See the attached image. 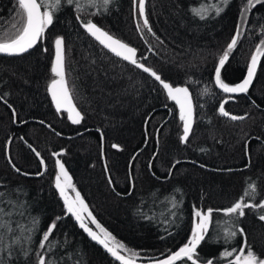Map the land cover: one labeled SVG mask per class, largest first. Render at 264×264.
Instances as JSON below:
<instances>
[{
  "label": "trees",
  "instance_id": "trees-1",
  "mask_svg": "<svg viewBox=\"0 0 264 264\" xmlns=\"http://www.w3.org/2000/svg\"><path fill=\"white\" fill-rule=\"evenodd\" d=\"M245 2L229 0L220 15L210 10L201 19L191 9L220 0H146L155 36L143 26L138 0H112L107 11L91 7L88 0H81L79 12L62 3L35 50L0 56V208L12 228L2 230L0 264H37L42 234L54 221L50 240L56 246L46 255L58 264H120L67 213L55 188L57 159L97 222L138 254L136 264H156L177 251L191 237L196 210L229 207L248 183L257 185L258 194L247 202L264 199V57L246 94L227 96L214 82ZM18 13L16 0H0V40L16 34ZM87 20L135 47L138 61L166 82L189 87L196 107L187 143L180 140L175 102L148 73L88 34L82 26ZM262 29L264 5H257L221 70L226 83L243 80L264 40ZM57 37L64 38L66 80L84 117L80 124H73L67 112H57L48 91L55 78L51 67ZM225 99L226 111L245 118L221 116L219 105ZM262 214L264 210L245 209L234 226L244 229L248 244L264 259ZM33 218L39 222L29 233ZM226 219L213 212V224L197 249L201 264L209 259L226 264L221 253L243 245L241 235L224 243ZM89 227L97 232L94 224ZM17 238L20 242L14 243Z\"/></svg>",
  "mask_w": 264,
  "mask_h": 264
},
{
  "label": "snow or ice",
  "instance_id": "snow-or-ice-1",
  "mask_svg": "<svg viewBox=\"0 0 264 264\" xmlns=\"http://www.w3.org/2000/svg\"><path fill=\"white\" fill-rule=\"evenodd\" d=\"M228 2L229 0H220L219 4L211 5L201 3L199 7H194L191 11L194 15L199 16L201 19H205L210 10L214 11L218 16L224 11V6H226ZM62 3L75 5L77 12L82 10L81 0H17L20 26L17 27V25L14 24L13 27L16 28V34L11 38L0 40V53L7 55H20L28 52L36 46L38 42L43 40L49 26L53 24L54 15L60 10ZM110 3H112V0H88V4L91 7L98 9L103 7L104 11H107V6ZM145 5L146 0H138V10L140 15L143 17V26L147 28L148 32L155 36L147 18ZM257 5H264V0H246L240 13L241 23L237 27L236 33L227 45V48L219 57L218 66L214 70L215 85L218 86V88L224 93L246 94L249 87L252 85L260 60L264 57V40H261L260 44L255 48V51L250 58V63L247 66V75L240 83L230 85L221 79V70L224 68L225 63L229 60V56L232 51L236 48L237 42L242 35L244 25L247 23L249 13ZM82 26L88 34L94 37L95 40L109 52L114 54L116 57L129 62L135 67L142 69L143 72L148 73L159 83L162 89L166 92L167 98L174 101L175 105L178 106L179 121L181 122L183 133L180 136V140L183 143H187L193 130L196 107L193 103V97L189 87H174L172 83L166 82L155 70L138 61L137 49L135 47H132L120 39L110 35L107 31L103 30L91 20L82 21ZM137 26L140 27L139 24ZM262 31H264V29H262ZM54 44L55 58L51 67V72L54 74L55 78L52 79L50 85L48 86V91L51 93L57 112H67V118L73 124H80L84 117L73 102L66 80L64 38L57 37ZM45 51H47V49H45ZM227 103L228 100L225 99L219 105V114L221 116L228 117L234 121L245 118L233 115L226 111L225 104ZM13 113L15 114L14 109ZM113 147L115 148L118 146L113 145ZM36 155L39 157L40 153L36 152ZM53 155L58 156L59 153H53ZM41 163L43 164L42 159ZM177 163H179V161H177ZM56 165L59 172L55 176V188L58 190L60 197L63 199V206L67 213L71 214L76 221L79 222L80 227L88 233L92 240L103 245L107 252L119 261L120 264H136V257L138 254L128 249L123 243L117 242L115 237H113L110 232L104 229L97 222L80 192L75 189V186L72 183V178L65 169L64 164L57 159ZM13 167L15 166L13 165ZM16 171L19 172L20 170L16 169ZM70 193H74V195ZM257 194V185L255 183H248L241 196L229 207L217 210L212 208H208L206 211L196 210L194 215L197 220L194 227L191 229V237L177 251L171 252L167 258L157 260L156 264H201L197 249L201 243L205 241L209 228L213 224L212 217L214 211L222 212L224 217L227 218L224 221L225 227L222 229V239L225 244L233 241L237 235L244 237V243L239 249L232 248L229 250L226 248L221 253V257L226 261V264H264V259L260 258L248 244L244 229H236L234 226L235 221L245 216V209L264 210V199H262L260 203L247 202L254 200ZM3 196L4 193H0V197ZM9 203L12 202L9 201ZM172 206L176 207L177 205L173 202ZM4 215V209L0 208V244H3L2 230L6 229L8 232L12 231L10 225L3 221ZM259 219L264 221V214L260 215ZM38 222L39 221L36 218H33V227L27 229V231L31 233ZM89 224H94L96 228L99 229V232L94 231L91 227H89ZM55 228L56 222L54 221L49 225L48 229L43 232L41 241L38 245L39 249L42 251L37 253V264H58V261L54 258H49V256L46 255V253L52 252L56 246V241L54 239L50 240ZM27 239L30 241L31 235H29ZM19 242V238L14 241V243ZM245 249H247V251H245ZM122 251L127 253V255H122ZM204 264H214V262L209 259L206 260Z\"/></svg>",
  "mask_w": 264,
  "mask_h": 264
},
{
  "label": "water",
  "instance_id": "water-1",
  "mask_svg": "<svg viewBox=\"0 0 264 264\" xmlns=\"http://www.w3.org/2000/svg\"><path fill=\"white\" fill-rule=\"evenodd\" d=\"M16 1H17V0H16ZM42 10H43V9H42ZM40 42H41V41H40ZM40 42H38L37 45L34 46L32 49H30L28 52L22 53V54H20V55H7V54H4V53H0V56H1V57H19V56L26 55V54L30 53L31 51L35 50V49L40 45ZM246 75H247V70H246V73H245L244 78L246 77ZM244 78H243V79H244ZM214 82H215V77H214ZM216 87H217V89H218L221 93H223V94H225V95H227V96H230V97H237V96H242V95H244V93H240V94H227V93H224L221 89H219L218 86H216ZM249 88H250V87H249Z\"/></svg>",
  "mask_w": 264,
  "mask_h": 264
},
{
  "label": "rangeland",
  "instance_id": "rangeland-1",
  "mask_svg": "<svg viewBox=\"0 0 264 264\" xmlns=\"http://www.w3.org/2000/svg\"><path fill=\"white\" fill-rule=\"evenodd\" d=\"M111 35V34H110ZM54 58H55V55H54ZM54 58H53V63H54ZM53 63H52V65H53ZM55 104V103H54ZM178 107V106H177ZM58 172H59V169H58ZM68 172V171H67ZM73 183V182H72ZM75 189H76V187H75ZM77 190V189H76ZM78 191V190H77ZM70 194H72V195H74V193H70ZM197 220V219H196ZM196 220H195V222H196ZM195 224V223H194ZM194 227V226H193ZM97 232H99V229H97ZM117 241V240H116ZM117 242H119V241H117Z\"/></svg>",
  "mask_w": 264,
  "mask_h": 264
}]
</instances>
